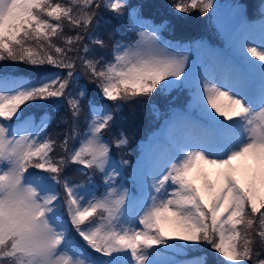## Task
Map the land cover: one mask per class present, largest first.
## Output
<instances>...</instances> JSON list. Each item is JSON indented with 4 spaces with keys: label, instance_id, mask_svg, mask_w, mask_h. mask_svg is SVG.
Returning <instances> with one entry per match:
<instances>
[{
    "label": "snow or ice",
    "instance_id": "snow-or-ice-1",
    "mask_svg": "<svg viewBox=\"0 0 264 264\" xmlns=\"http://www.w3.org/2000/svg\"><path fill=\"white\" fill-rule=\"evenodd\" d=\"M167 8L220 30L198 67L129 0H0V62L31 70L0 71V264H207L175 258L204 248L215 264H264V0L258 23L239 6L226 22L216 0ZM125 17L118 38L98 33ZM170 90L187 105L129 185L117 113ZM34 104L63 108V130L47 108L25 115Z\"/></svg>",
    "mask_w": 264,
    "mask_h": 264
},
{
    "label": "trees",
    "instance_id": "trees-1",
    "mask_svg": "<svg viewBox=\"0 0 264 264\" xmlns=\"http://www.w3.org/2000/svg\"><path fill=\"white\" fill-rule=\"evenodd\" d=\"M233 1V0H226ZM245 2L248 7V11L251 14L253 13L255 0H240ZM129 3L132 7L138 9L141 14L151 19L154 22H167V29L165 34L171 38H181L182 40L198 38L199 36H203L204 34H210L209 27L211 23L208 22L209 19L205 17H201L197 13H193L191 16H184L183 14H177L170 9L167 8V5L170 3V0H129ZM102 16L105 19H108L111 14L107 12H102ZM129 21L127 17L123 20H111L108 24L101 25L100 29H98V33L105 39H108L110 34L115 33L117 37L126 29ZM189 49L192 50V45L189 46ZM0 71L8 72L11 74L18 75H27L30 73V69L27 66L17 64L14 62H0ZM81 83H86V81L81 80ZM89 89L91 90V94L89 95V100L96 99V92L94 86L89 85ZM183 98V94L181 90H170L168 93L163 95L154 94L151 103H139V104H130L123 108L122 111L117 113L115 125L113 126L111 132V138L116 133L123 131L128 139L135 138L137 133L143 128V120L144 115L147 110H149L152 103L161 104L164 101L169 102H179ZM47 111L52 119V127L49 129L50 132H59L64 128L63 124H59L61 117L64 115V109H57L55 105L46 106ZM45 107L33 105L26 109L25 115L29 113H33L36 117L39 118L42 112L46 110ZM59 125V126H57ZM146 139L149 136H145ZM144 137V138H145ZM132 145L131 150H135L139 152V155L143 153L141 150L142 146L136 141L131 142ZM128 144V145H130ZM135 161H139L137 157ZM132 161L130 160V164ZM130 164L127 168H130ZM135 166V165H134ZM75 167V166H73ZM71 174V170H70ZM78 179L80 177H77ZM97 182H99V177H96ZM133 176H130L128 179V184L132 185ZM196 255H201L207 258V264H215V255L211 252L210 249L204 248L200 251H190L187 254L191 255L192 253ZM186 254V255H187ZM218 255V254H217ZM183 255H176V259ZM223 259V258H221Z\"/></svg>",
    "mask_w": 264,
    "mask_h": 264
},
{
    "label": "rangeland",
    "instance_id": "rangeland-1",
    "mask_svg": "<svg viewBox=\"0 0 264 264\" xmlns=\"http://www.w3.org/2000/svg\"><path fill=\"white\" fill-rule=\"evenodd\" d=\"M216 3L221 5V12H222L226 22H228L229 19H230V10L233 9V6H239L240 7V5L237 4V3L232 4L231 2H228V1H225V0H216ZM258 22H256V23H258ZM202 44L203 45H207V43L205 41H196V46L194 47V49H192V50L189 49L188 50V55L190 57V62L192 63L194 68L198 67L202 62H204L207 59L206 51H205L204 48L201 47ZM154 138L151 139L149 142H146V144L144 145L145 153L149 150L150 147L154 146ZM193 259H196V258L184 259V260H193Z\"/></svg>",
    "mask_w": 264,
    "mask_h": 264
}]
</instances>
